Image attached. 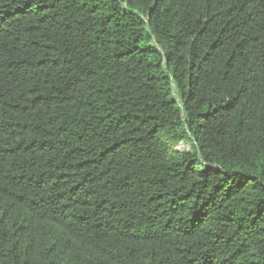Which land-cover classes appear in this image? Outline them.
<instances>
[{"label": "trees", "instance_id": "16d2710c", "mask_svg": "<svg viewBox=\"0 0 264 264\" xmlns=\"http://www.w3.org/2000/svg\"><path fill=\"white\" fill-rule=\"evenodd\" d=\"M0 264H264V0H0Z\"/></svg>", "mask_w": 264, "mask_h": 264}, {"label": "rangeland", "instance_id": "374dc122", "mask_svg": "<svg viewBox=\"0 0 264 264\" xmlns=\"http://www.w3.org/2000/svg\"><path fill=\"white\" fill-rule=\"evenodd\" d=\"M192 148H193V143H191V142H186V143L181 144V145L177 148V150H179V151H189V150H191Z\"/></svg>", "mask_w": 264, "mask_h": 264}]
</instances>
